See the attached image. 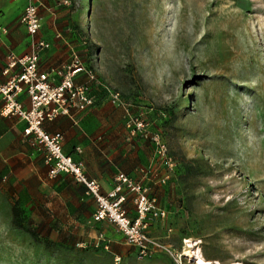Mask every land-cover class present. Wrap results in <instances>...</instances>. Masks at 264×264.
<instances>
[{
    "label": "rangeland",
    "instance_id": "rangeland-1",
    "mask_svg": "<svg viewBox=\"0 0 264 264\" xmlns=\"http://www.w3.org/2000/svg\"><path fill=\"white\" fill-rule=\"evenodd\" d=\"M53 2L92 42L78 55L95 103L73 136L87 173L146 188L148 232L166 248L141 256L93 219L72 174L50 176L35 146L12 142L0 156V264H196L190 244L220 264H264V0ZM123 192L136 218L139 192Z\"/></svg>",
    "mask_w": 264,
    "mask_h": 264
},
{
    "label": "built area",
    "instance_id": "built-area-1",
    "mask_svg": "<svg viewBox=\"0 0 264 264\" xmlns=\"http://www.w3.org/2000/svg\"><path fill=\"white\" fill-rule=\"evenodd\" d=\"M40 5L37 0H30L24 9L20 22L33 38L42 26ZM33 51L23 56L11 55L2 74L10 75L16 69L19 72L11 75L6 82H0V96L3 106L0 109L2 116H17L27 123L24 133L33 136L36 144L45 150V160L49 164V175L57 176L61 172L70 173L75 180L86 187L97 203L93 219L96 222L108 221L116 225L123 233L126 243L135 246L141 256H151L166 248L164 244L153 238L148 232L147 214L155 208L144 188L133 184L130 177L119 173L114 188L104 193L99 182L90 178L82 160H76L63 150L64 135L61 132H48L44 128L45 122H50L60 115L76 117L86 112L95 103L92 95L91 82L95 80L92 70H89L78 53H74L72 61L65 64L60 70L44 71L40 68V51L49 47L45 40L34 39ZM84 72L88 76L85 83H77L75 77ZM60 80L57 81V77ZM26 93L29 107L19 101V96ZM112 101L121 104L119 92L111 94ZM80 151V148H78ZM123 186H128L139 192L136 197L139 215L130 218L124 209L127 196ZM108 247V246H107Z\"/></svg>",
    "mask_w": 264,
    "mask_h": 264
},
{
    "label": "crops",
    "instance_id": "crops-1",
    "mask_svg": "<svg viewBox=\"0 0 264 264\" xmlns=\"http://www.w3.org/2000/svg\"><path fill=\"white\" fill-rule=\"evenodd\" d=\"M29 2L30 0H0V82H6L11 75L19 72V69H16L10 75L2 74V70L11 55L23 56L33 51L34 39L45 40L49 43L48 48L40 51V68L44 71H53V73L60 70L65 64L70 63L74 53L82 52L83 50L91 51L92 49L89 33L86 30L77 32L76 29L71 27L63 14L57 9L53 0H37V3L40 5L42 26L34 38L30 36L25 26L20 22V17ZM54 75L56 76L57 74ZM56 77L57 81H59L60 77ZM84 80V72L77 74L75 77L77 83ZM19 101L25 107H29V99L26 93H22L19 96ZM2 106L3 100L0 96V109ZM77 123L78 119L60 115L53 121L45 122L44 128L51 133H63L64 152L74 159L84 162L80 157L82 151L81 149L80 151L78 150L77 141H73ZM26 126L27 123L17 116L0 115V156L7 157L11 154L9 152L12 148L9 146L12 145V142L14 143V147H20L25 142L26 146L28 144L35 146L34 148L29 147V149H26L30 157L33 158L42 154L45 160V150L36 144L33 136L25 135L24 129ZM12 152L16 154V152H20V149L14 148ZM47 165L50 169L49 164ZM87 175L99 182L101 190L104 193L111 191L115 186L112 177L102 176L100 170L92 173L89 171ZM81 185L85 194L96 203L95 198L87 193L86 187L83 184ZM96 207L97 203L93 213Z\"/></svg>",
    "mask_w": 264,
    "mask_h": 264
},
{
    "label": "bare ground",
    "instance_id": "bare-ground-1",
    "mask_svg": "<svg viewBox=\"0 0 264 264\" xmlns=\"http://www.w3.org/2000/svg\"><path fill=\"white\" fill-rule=\"evenodd\" d=\"M196 245L190 244V249H187L188 256L191 257V259H195L196 264H220L219 262H213L210 259H206L203 254L201 253L200 247H195ZM188 247V248H189ZM227 264H242L241 262H229Z\"/></svg>",
    "mask_w": 264,
    "mask_h": 264
},
{
    "label": "trees",
    "instance_id": "trees-1",
    "mask_svg": "<svg viewBox=\"0 0 264 264\" xmlns=\"http://www.w3.org/2000/svg\"><path fill=\"white\" fill-rule=\"evenodd\" d=\"M16 211H17V210H16ZM18 223H19V226H20V227L25 228V229H27L28 231H30V232H32V233L34 232V231H33V227H32L31 224L29 225L28 223L22 222L21 220H19Z\"/></svg>",
    "mask_w": 264,
    "mask_h": 264
}]
</instances>
